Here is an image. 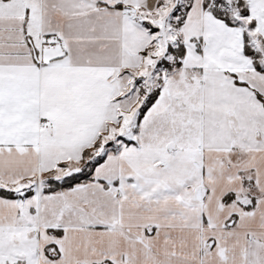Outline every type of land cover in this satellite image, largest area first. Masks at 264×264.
I'll return each mask as SVG.
<instances>
[{
    "label": "snow or ice",
    "instance_id": "6c2138e0",
    "mask_svg": "<svg viewBox=\"0 0 264 264\" xmlns=\"http://www.w3.org/2000/svg\"><path fill=\"white\" fill-rule=\"evenodd\" d=\"M0 264H264V0H0Z\"/></svg>",
    "mask_w": 264,
    "mask_h": 264
}]
</instances>
